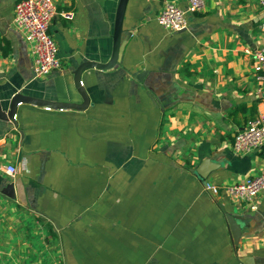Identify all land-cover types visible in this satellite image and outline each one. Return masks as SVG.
I'll list each match as a JSON object with an SVG mask.
<instances>
[{
    "label": "crops",
    "instance_id": "obj_1",
    "mask_svg": "<svg viewBox=\"0 0 264 264\" xmlns=\"http://www.w3.org/2000/svg\"><path fill=\"white\" fill-rule=\"evenodd\" d=\"M53 1L62 68L35 78L19 0H0L4 112L17 95L82 105L75 71L111 59L121 0ZM167 2L188 6L128 0L118 66L81 76L85 109L21 103L15 122L0 118V264H264V193L251 211L207 189L264 172V148H233L264 113V7L205 0L172 32L157 21Z\"/></svg>",
    "mask_w": 264,
    "mask_h": 264
},
{
    "label": "built area",
    "instance_id": "obj_2",
    "mask_svg": "<svg viewBox=\"0 0 264 264\" xmlns=\"http://www.w3.org/2000/svg\"><path fill=\"white\" fill-rule=\"evenodd\" d=\"M260 4L264 7V0H260ZM204 7L205 0H188L186 9L167 2L157 21L166 30L179 32L187 28L188 14L201 12ZM55 15L56 6L53 0H19L14 9V24L24 34L32 49L35 78L47 77L62 68L58 46L50 34V25ZM262 29L264 30V23ZM253 55L256 76L264 82V44L256 49ZM233 148L237 153L244 154L264 148V113L248 122L247 126L236 134ZM5 173L15 176L16 168L12 165L6 166ZM207 189L215 195L223 191L229 200L237 204H247L251 211H256L257 198L264 193V172L223 188L207 184Z\"/></svg>",
    "mask_w": 264,
    "mask_h": 264
},
{
    "label": "water",
    "instance_id": "obj_3",
    "mask_svg": "<svg viewBox=\"0 0 264 264\" xmlns=\"http://www.w3.org/2000/svg\"><path fill=\"white\" fill-rule=\"evenodd\" d=\"M128 0H121L116 16V22H115V30H114V45H113V52L110 61L107 64H100L97 62H86L81 64L77 70L75 71V83L76 86L79 88V93L82 95V98L84 100V103L82 105H73V104H49V103H44L39 100H35L33 98L25 97L22 95H17L14 98H12L10 102V108L8 112H4L2 110V106L0 104V118L2 120H9L10 122H15L16 120L14 117L16 116V111L18 106L21 103H32L35 105H40V106H45V107H53V108H59V109H72V110H83L87 107L88 105V96L84 92V90L81 88V76L84 71L89 70V69H98V70H111L114 69L116 66L119 64V59L120 55L123 52L124 49V43L121 41L122 39V33H123V21H124V16L126 12V7H127ZM143 75V74H141ZM141 75L138 76L139 79L141 78ZM12 127V126H11ZM198 174L202 176V178H205L201 171H198ZM14 186L12 184H9L5 190L4 194L11 199H14ZM236 234V233H235ZM238 234H236V237ZM239 237V236H238ZM238 239V238H237Z\"/></svg>",
    "mask_w": 264,
    "mask_h": 264
}]
</instances>
